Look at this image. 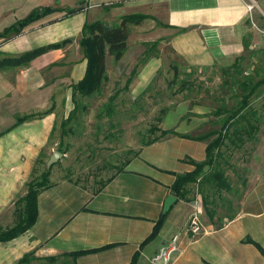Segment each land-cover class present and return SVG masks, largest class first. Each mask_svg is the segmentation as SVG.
Wrapping results in <instances>:
<instances>
[{
    "label": "crops",
    "instance_id": "1",
    "mask_svg": "<svg viewBox=\"0 0 264 264\" xmlns=\"http://www.w3.org/2000/svg\"><path fill=\"white\" fill-rule=\"evenodd\" d=\"M38 7L79 11L67 17L65 10L55 12L20 34L0 37V218L11 212L25 191L42 153L55 151L52 137L59 111L71 112V85L83 80L87 71L88 59L80 44L87 22L118 25L125 16H148L130 26L121 60L112 54L106 57L104 85L121 77H127V84L137 71L128 88L137 97L162 67L163 45L192 68H227L244 55L246 44L259 43L255 18L264 20V0H0V33ZM65 41L27 63L18 60ZM65 86L66 94L59 93ZM204 122L194 119L190 126L185 123L173 130L191 134ZM207 145L168 135L142 147L139 156L99 192L69 179L52 182L38 197L36 224L13 240L0 242V264H18L32 252L40 260L56 257L72 264H130L135 255L136 264H158L153 259L178 233L180 250L171 264H264L258 247L246 242L250 238L264 248L263 187L245 199L235 218L221 228L202 218V234L185 233L201 200L179 199L171 188L177 175L195 170L191 160L206 159ZM170 195L177 201L165 212ZM161 218V229L151 238ZM78 252L86 253L75 260L66 256Z\"/></svg>",
    "mask_w": 264,
    "mask_h": 264
},
{
    "label": "rangeland",
    "instance_id": "2",
    "mask_svg": "<svg viewBox=\"0 0 264 264\" xmlns=\"http://www.w3.org/2000/svg\"><path fill=\"white\" fill-rule=\"evenodd\" d=\"M255 21L261 31L257 30L261 36L259 43L248 46L243 58L234 68L195 69L163 45L162 51H159L162 67L152 83L145 88L143 95L141 93L136 97L129 93L125 84L127 77H121L120 80L115 78L111 85H104L102 93L93 95L89 100H80L87 108L78 110L73 116L71 112L75 104L71 85L73 109L68 115L66 110L59 111L52 137L55 150L62 148L65 153L51 167L50 181L69 179L90 189L99 188L102 182L122 170L128 161L139 156H135L136 153L139 154L144 143L152 138L150 129L153 126L177 129L185 123L190 126L194 119H204L206 122L197 126L191 132L192 135L218 130L222 123L216 112L219 109L229 111L239 105L243 94L241 84L244 81L254 84L264 78V20L256 17ZM67 88H60L59 93L66 94ZM109 105L113 111L110 114L107 110ZM164 108L168 112L163 122L159 123L157 118ZM250 108L260 119L259 129L247 143L238 148L231 147L224 154L223 167L233 188L231 192H224L221 197H217L215 205H211L212 209L217 208L219 216L236 215L245 199L259 187L264 188V85L251 98ZM246 112L250 113L248 110L243 113ZM170 119L174 123L171 124ZM64 130L67 131L65 135ZM160 135L159 131L155 133L156 137ZM51 153L52 149L43 153L33 180H41ZM190 187L189 196L201 200V218L204 222H209L198 185L191 184ZM26 189L19 198L27 193ZM15 211L14 205L10 213L1 216L0 227L6 228L4 226L9 227L15 223ZM227 221L228 219H224L223 223ZM27 264L72 262L69 259L54 263L35 260Z\"/></svg>",
    "mask_w": 264,
    "mask_h": 264
},
{
    "label": "trees",
    "instance_id": "3",
    "mask_svg": "<svg viewBox=\"0 0 264 264\" xmlns=\"http://www.w3.org/2000/svg\"><path fill=\"white\" fill-rule=\"evenodd\" d=\"M64 10V16L66 17L71 16L79 11V9H62L59 7H38L34 9L32 13L25 19L16 22L14 25L7 28L3 33H0V37L8 38L12 34H20L23 29L29 24L40 20L46 15L59 11L62 12ZM146 18H148V16L135 14L123 17L121 23L118 25H111L110 23L104 21H96L93 23L87 22L85 24L82 31L80 44L84 51L85 57L88 59V66L84 79L79 83L72 85L73 100L75 104V108L71 112L72 116L78 110L87 108V105L82 104L83 102L80 100H89L93 95L103 92L104 84L107 81V55L112 54L117 61L121 60L127 50V41L130 35V26L139 25ZM66 43H68V41L36 49L30 53L24 54L18 60L27 63L35 56L44 53L46 50L50 48L61 47ZM247 48L248 45L246 44V49ZM243 56L240 57L234 65L227 68L231 69L236 67ZM136 72L137 71H134L132 76L128 79L126 88H129V84L133 80ZM186 84L187 82L184 83V85ZM241 85L243 94L242 100L239 102V105L234 106L229 111H227L226 109H219L216 112V115L220 117V121L222 123L221 127L218 130H214L202 135L193 136L191 134H179L173 129L163 130L161 128H158L157 126H153L150 129L152 138L144 143V146H148L168 135H178L182 138L207 141L208 145L206 148V159L200 163L191 160V163L195 166V170L186 174L177 175V179L171 189L173 191V194L176 195L179 199L192 200L194 198L189 196L191 193L190 185L197 184L198 192L202 195L203 198L204 211L207 214L210 222L217 228H221L223 226L224 219L232 220L236 216L233 214L219 216L217 208L215 207L214 209H212L211 207V205H215L217 197H221L224 192H231L233 188L226 170L223 167V158L225 156L224 154L231 147L238 148L239 146L247 143L249 140H251V138H253V134L259 129L260 119H258L256 112L250 108V100L259 90V87L264 85V78L254 84L244 81ZM143 93L141 95H143ZM112 100L110 101L113 102ZM111 109L112 108L109 105L107 108L109 114L113 112ZM245 110L250 111V113L248 114V112H246L244 114L243 112ZM167 112V108L161 110V116L157 118V121L159 123L163 122ZM25 119H27V117L22 118L21 120ZM157 131L161 132V135L159 137L155 136V133ZM65 134H67V131L64 130L63 135ZM223 149H225V151ZM59 151L65 153L62 148H59ZM138 155L139 154L136 153L135 156ZM42 156L43 153L38 160L37 165L42 161ZM130 161H128L126 165ZM206 168H209V170L206 171ZM51 169L52 168H45L40 181H35L33 180L34 177H32V179L27 183V193L23 197H18V201L15 202V223L6 228L0 227V242L11 241L18 236L26 233L36 224L38 219V197L44 189L49 188L52 185V182L49 179L51 175ZM114 175L115 174H113L112 176ZM111 179L112 177L102 182L99 188L95 189V192H99ZM163 222L164 218H161L157 222L151 238L157 235V233L161 229ZM246 242H250L256 245L264 255V248L259 243L254 242L250 238H247ZM85 253L86 252L71 253L66 256H71V258L75 260L80 255ZM35 260L40 259L35 257L34 252H32L24 256L18 264H27L30 261ZM57 260L58 259L56 257H50L46 259L48 263H54ZM136 263L137 255H135L130 264Z\"/></svg>",
    "mask_w": 264,
    "mask_h": 264
},
{
    "label": "built area",
    "instance_id": "4",
    "mask_svg": "<svg viewBox=\"0 0 264 264\" xmlns=\"http://www.w3.org/2000/svg\"><path fill=\"white\" fill-rule=\"evenodd\" d=\"M203 227L201 210L197 209L191 215L185 233L191 237H196L202 234ZM181 235V233L176 234L167 245L162 247L160 252L153 259V262L158 264H171L174 254L180 250Z\"/></svg>",
    "mask_w": 264,
    "mask_h": 264
},
{
    "label": "water",
    "instance_id": "5",
    "mask_svg": "<svg viewBox=\"0 0 264 264\" xmlns=\"http://www.w3.org/2000/svg\"><path fill=\"white\" fill-rule=\"evenodd\" d=\"M63 157V153L59 150H55L53 154L50 156L48 161L46 162V168L50 169L56 162ZM177 201V198L174 195H170L165 202L164 211L168 212L172 205Z\"/></svg>",
    "mask_w": 264,
    "mask_h": 264
}]
</instances>
